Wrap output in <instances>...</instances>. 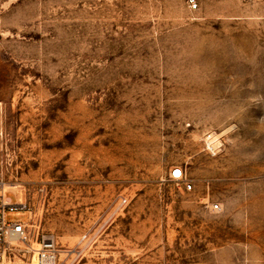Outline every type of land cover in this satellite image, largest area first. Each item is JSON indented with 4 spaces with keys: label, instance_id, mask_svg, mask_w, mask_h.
Here are the masks:
<instances>
[{
    "label": "rangeland",
    "instance_id": "rangeland-1",
    "mask_svg": "<svg viewBox=\"0 0 264 264\" xmlns=\"http://www.w3.org/2000/svg\"><path fill=\"white\" fill-rule=\"evenodd\" d=\"M193 1L0 0V160L56 264H264V0Z\"/></svg>",
    "mask_w": 264,
    "mask_h": 264
},
{
    "label": "built area",
    "instance_id": "built-area-1",
    "mask_svg": "<svg viewBox=\"0 0 264 264\" xmlns=\"http://www.w3.org/2000/svg\"><path fill=\"white\" fill-rule=\"evenodd\" d=\"M198 4L191 0V8H197ZM8 167L0 160V264L15 259H30L34 264H56L59 247L54 236L34 234L31 223V209L27 201L14 202L8 196L7 186L15 185L10 182L7 173ZM171 176L180 180L184 177L181 168H175ZM190 186V185H189ZM127 199H123L125 203ZM25 209L28 211V219L25 221H8L6 213L8 210ZM35 237L37 247L32 245L31 240ZM32 256V257H31Z\"/></svg>",
    "mask_w": 264,
    "mask_h": 264
},
{
    "label": "bare ground",
    "instance_id": "bare-ground-1",
    "mask_svg": "<svg viewBox=\"0 0 264 264\" xmlns=\"http://www.w3.org/2000/svg\"><path fill=\"white\" fill-rule=\"evenodd\" d=\"M11 187L19 188V185H17V184H15V185H10V184H9V185L7 186V190L10 189Z\"/></svg>",
    "mask_w": 264,
    "mask_h": 264
}]
</instances>
